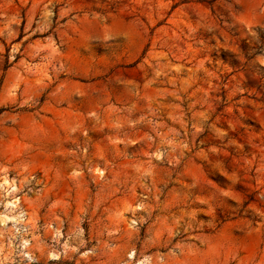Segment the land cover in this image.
Returning <instances> with one entry per match:
<instances>
[{
	"label": "rangeland",
	"instance_id": "374dc122",
	"mask_svg": "<svg viewBox=\"0 0 264 264\" xmlns=\"http://www.w3.org/2000/svg\"><path fill=\"white\" fill-rule=\"evenodd\" d=\"M0 264H264V0H0Z\"/></svg>",
	"mask_w": 264,
	"mask_h": 264
}]
</instances>
